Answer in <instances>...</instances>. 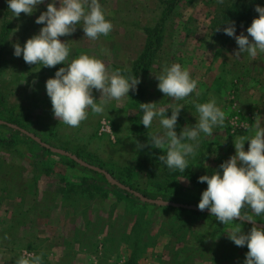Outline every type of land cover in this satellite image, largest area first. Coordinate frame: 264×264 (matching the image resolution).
Masks as SVG:
<instances>
[{"label":"rangeland","instance_id":"1","mask_svg":"<svg viewBox=\"0 0 264 264\" xmlns=\"http://www.w3.org/2000/svg\"><path fill=\"white\" fill-rule=\"evenodd\" d=\"M51 2L44 0L32 15L15 17L7 0H0L3 114L16 116L37 141L0 123V264H15L25 251L43 254L42 264H244L248 248L229 239L230 225L220 228L209 210L186 202L199 200L204 189L159 160L165 153L148 143L151 133L161 131L159 121L146 128L140 109V103H157L158 108L183 104L175 129L179 135L197 123L195 104L215 99L226 113L225 125L214 127L211 136L201 133L196 156L187 159L189 170L200 176L222 173L219 166L235 155L234 137L251 135L256 114L264 123V53L254 60L246 53L236 56L235 38L213 28L214 16L232 0H182L168 15L164 0H99L113 30L91 40L78 25L74 33L60 37L70 50L66 64L88 54L104 61L110 72L131 70L145 48L146 27L165 18L163 40L149 69L139 76L142 92L130 90L112 100L101 115L89 110L79 127L56 119L47 95L46 81L66 65H29L23 55H14L16 43L23 46L44 27L35 21ZM257 4L264 7V0ZM253 11L252 20L259 15ZM248 27L241 26L236 35H247ZM173 63L198 81V96L194 92L173 101L158 89L157 75ZM93 95L99 102L101 93L93 90ZM137 142L146 146L138 150ZM44 145L49 149L43 150ZM56 150L79 153L81 164H103L146 193L168 195L169 200L131 191L138 200L104 186L95 191L93 174L66 166Z\"/></svg>","mask_w":264,"mask_h":264},{"label":"clouds","instance_id":"2","mask_svg":"<svg viewBox=\"0 0 264 264\" xmlns=\"http://www.w3.org/2000/svg\"><path fill=\"white\" fill-rule=\"evenodd\" d=\"M7 3L14 16L19 17L21 13L32 15L44 0H7ZM255 11L259 15L247 28V35L241 33L237 36L234 22L224 28V33L236 40L238 51L235 55L246 53L253 60L258 53H264V7L257 4ZM35 22L44 27L23 46L16 43L14 55H23L29 65L50 68L61 63L66 65L56 71L54 78L46 81L54 117L60 122L69 127H79L88 119L89 110L101 115L112 100H121L128 96L130 90H138L139 77L125 76L120 70L110 72L104 61L95 56L81 54L65 63L70 50L60 37L71 35L78 25H82L85 36L91 40L108 36L113 30V24L106 19L99 0H59V7L56 0H52ZM157 79L158 89L173 101L186 100L194 92L197 96L200 94L196 91L198 81L179 63L165 65ZM93 90L101 93L99 102ZM183 108L184 105L179 103L159 108L157 103H140L143 112L141 123L146 128H151L154 119L159 121L161 131L151 133L148 143L165 153L159 156V160L171 171L184 172L189 164L187 158L197 154L201 133L213 135V128L224 127L227 118L215 99L196 103L197 123L184 127L178 135L175 129ZM169 109L171 116L167 115ZM249 131L251 135L234 137L235 155L219 166L222 173L216 170L211 175L199 177L198 182H206L207 188L202 192L198 209H207L216 221L230 225L226 231L229 239L236 246L248 248L244 264H264V226L256 223L250 214L264 217V123L259 114H256ZM246 141L250 142L247 150ZM145 146L137 142L138 150ZM245 223L252 224L247 232L243 229ZM42 256L22 254L15 264H42Z\"/></svg>","mask_w":264,"mask_h":264},{"label":"trees","instance_id":"3","mask_svg":"<svg viewBox=\"0 0 264 264\" xmlns=\"http://www.w3.org/2000/svg\"><path fill=\"white\" fill-rule=\"evenodd\" d=\"M182 0H164V3L166 4V7L164 9V14L168 15L170 14L175 5L180 3ZM258 2V0H232V2H230L227 6L223 7L221 10H219L217 12L218 15L214 16L216 17L213 20V28L216 31V29H220L219 31H217V33L222 34L223 36H228L224 33V28L229 26V23L234 22L235 23V27H236V31L241 27V26H246V24L248 26L251 25L252 23V13L254 12V8H255V4ZM164 20L165 18H162V20L160 22L157 23L156 26L154 27H146L145 31L147 33V38H146V43H145V48L143 49V51L140 53L139 57L137 58V60L134 62L133 67L131 68V70H127L124 68H119L121 73L123 75H134L136 77H139L140 74L142 72H145L149 69L150 63L153 59V57L156 55L157 49L160 48L161 46V42L163 40V30H164ZM143 88H141L140 85H138V92H142ZM5 106H4V98L2 93L0 92V123L6 127H9L11 129V133H17L20 135H23L24 137H28L30 139L31 142H35L37 143L36 139L28 136V133L26 131H28V126L24 123H21L19 121V119L16 116L10 115H4L3 114V110H4ZM43 150H48L49 148L44 145L42 146ZM55 153L61 155L64 157L65 161L64 164L66 166H70L72 168L75 167H79V168H83L82 171H88L91 172L93 174V179L92 184L93 187L96 190L100 189L101 186H104L105 189L111 190L113 188L118 189L122 192L127 193L128 195L132 196L134 199H138L139 198L135 195H133V193L131 191H135L139 194H143L146 197H149L151 199H159V200H169L168 195H161V194H148L146 193V191L136 187L135 185H133L130 181H129V177H124L123 175L121 176L120 173H116L115 170H113L112 168H108L103 164H96L95 162H90L88 163V165H84L81 164L79 162L78 159L82 158L80 156L79 153H75V156H72L70 154H63L60 153L59 151H55ZM128 171H131L130 169ZM183 174L189 179L191 180L193 183L198 184L200 186L203 187L204 190H206L207 188V183H200L199 181V177H201L200 175L193 173L189 170V168H187ZM109 176H113V178L118 180V183H113L109 178ZM87 182V180H86ZM123 186H120V185ZM88 185V182H87ZM176 193L178 192L177 190H175ZM201 199V197H200ZM199 200L196 201H186L188 202H192V204H194L197 208H198V204H199ZM181 203V201H178ZM186 203V204H187ZM158 205V204H155ZM182 211H187L190 212L189 214L191 215H199L200 212L197 209H188V208H182ZM245 211H250L248 209H245ZM251 215H253L254 219L257 220L256 223L264 226V217H255L254 213H251ZM206 215V214H205ZM238 222V221H237ZM223 224L221 222H219V227L222 228ZM244 228L246 231H249L252 227L251 223H245Z\"/></svg>","mask_w":264,"mask_h":264},{"label":"built area","instance_id":"4","mask_svg":"<svg viewBox=\"0 0 264 264\" xmlns=\"http://www.w3.org/2000/svg\"><path fill=\"white\" fill-rule=\"evenodd\" d=\"M24 254H34V253H32L30 251L29 252L25 251Z\"/></svg>","mask_w":264,"mask_h":264}]
</instances>
